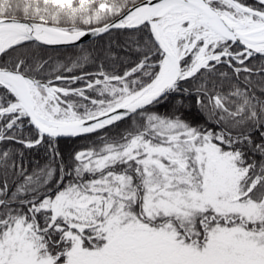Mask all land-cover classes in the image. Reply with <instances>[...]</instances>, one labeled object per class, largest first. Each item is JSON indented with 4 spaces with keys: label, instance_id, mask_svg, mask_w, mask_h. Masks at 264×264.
<instances>
[{
    "label": "snow or ice",
    "instance_id": "snow-or-ice-1",
    "mask_svg": "<svg viewBox=\"0 0 264 264\" xmlns=\"http://www.w3.org/2000/svg\"><path fill=\"white\" fill-rule=\"evenodd\" d=\"M0 264H264V0H0Z\"/></svg>",
    "mask_w": 264,
    "mask_h": 264
}]
</instances>
